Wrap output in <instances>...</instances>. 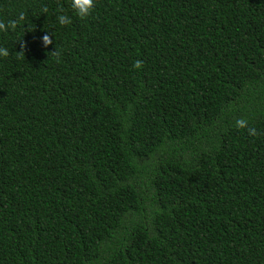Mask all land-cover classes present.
I'll list each match as a JSON object with an SVG mask.
<instances>
[{
    "label": "trees",
    "instance_id": "trees-1",
    "mask_svg": "<svg viewBox=\"0 0 264 264\" xmlns=\"http://www.w3.org/2000/svg\"><path fill=\"white\" fill-rule=\"evenodd\" d=\"M70 3L0 0V264H264V0Z\"/></svg>",
    "mask_w": 264,
    "mask_h": 264
},
{
    "label": "clouds",
    "instance_id": "clouds-1",
    "mask_svg": "<svg viewBox=\"0 0 264 264\" xmlns=\"http://www.w3.org/2000/svg\"><path fill=\"white\" fill-rule=\"evenodd\" d=\"M71 9L78 16L81 20H86L90 16L93 15L96 7H97V0H71L70 3ZM44 13H47L48 9L45 7L43 9ZM63 13V6H61L60 10ZM26 19V14L24 12H20L16 19L9 20L7 23L0 20V32L7 33L9 30L15 31L16 28ZM57 20L61 26L70 25L72 23L71 17L65 14H60L57 16ZM43 45L45 47L51 45L53 40L50 35H44L42 37ZM9 50L5 47H0V56L7 57L9 56ZM20 55H24L23 52H18ZM52 54L59 56V50L56 47V51L52 52ZM133 67L135 69H142L143 62L141 60H136ZM235 126L238 129H246L249 136H257L259 133L255 127H250L249 122L245 118H238L235 121Z\"/></svg>",
    "mask_w": 264,
    "mask_h": 264
}]
</instances>
